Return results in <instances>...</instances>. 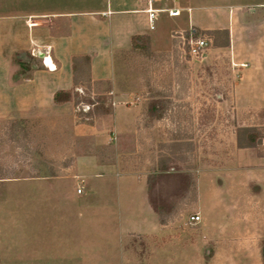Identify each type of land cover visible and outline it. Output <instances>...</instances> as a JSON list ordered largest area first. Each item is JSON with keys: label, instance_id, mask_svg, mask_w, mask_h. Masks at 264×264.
<instances>
[{"label": "rangeland", "instance_id": "rangeland-1", "mask_svg": "<svg viewBox=\"0 0 264 264\" xmlns=\"http://www.w3.org/2000/svg\"><path fill=\"white\" fill-rule=\"evenodd\" d=\"M61 2L14 9L106 10L110 0ZM209 2L162 0L153 30L135 24L151 56L130 52L131 37L120 35L129 50L114 53L113 86L128 96L116 116L110 89L100 94L108 116L78 117L92 108L80 104L70 118L27 119L14 137L0 121V264H264V100L243 99L256 87L240 88L241 65L206 32L205 60L187 58L172 35L213 26L198 9ZM171 6L193 9L171 18ZM96 88L77 95L91 100ZM241 127L257 129L256 147L237 148ZM145 203L165 221L160 230L143 232L156 218Z\"/></svg>", "mask_w": 264, "mask_h": 264}, {"label": "crops", "instance_id": "crops-1", "mask_svg": "<svg viewBox=\"0 0 264 264\" xmlns=\"http://www.w3.org/2000/svg\"><path fill=\"white\" fill-rule=\"evenodd\" d=\"M135 1L139 5L138 10L127 8L134 6L132 0H110L106 10L70 12L63 8L15 11L14 6L25 2L53 6L59 2L69 3L71 0H0V121L73 117L77 107L72 102L55 104L53 96L58 91L72 90L71 59L84 55L91 57L89 67L91 81L111 83L110 93L116 103L113 113L116 116L120 111L121 101L128 96L125 93L115 92L113 86L114 53L130 49L125 47L120 35L126 34L131 38L136 35L147 36L143 31L132 30L135 24H140V20H143L144 25L149 28L146 0ZM208 1L210 4L207 7L199 6L198 9L208 11L207 16L212 22L208 25L213 26L198 29L194 25H189L183 31H173L172 35L185 33L190 28L201 32L228 31L229 48L217 50L230 51L233 62L247 65L240 67L242 77L246 80L241 81L240 88H247L245 84H254L256 88L254 91L250 89L249 93L243 92V99L249 97L252 99L254 96L255 100H264V0H238L233 5L222 4L220 1L214 4L215 0ZM161 2L162 0H157L152 3V8L158 11L154 22L158 14L165 10L164 6L162 8L159 6ZM112 6L115 8L112 9ZM192 9L190 6L182 8L171 6L166 10H179L180 13L183 10L189 14ZM134 13H139L141 17L135 21L129 19L122 22L115 21L118 22L115 25L108 20V17L114 14ZM116 25L118 27L117 29L115 27L116 42L113 45L112 28ZM24 53H28L33 60L30 70L23 75L15 59L16 55L21 57ZM46 65L51 70L47 69ZM79 90L80 88L76 89L77 92ZM240 91V95L243 96ZM262 108L261 104L257 107V109ZM124 183L130 184V190L132 189L131 183L123 181V185ZM81 193L76 191V194ZM145 204L150 209V205ZM150 210L156 217L154 210ZM151 220L153 227L143 232L162 228V225L158 224L157 217L155 219L152 217Z\"/></svg>", "mask_w": 264, "mask_h": 264}, {"label": "trees", "instance_id": "trees-1", "mask_svg": "<svg viewBox=\"0 0 264 264\" xmlns=\"http://www.w3.org/2000/svg\"><path fill=\"white\" fill-rule=\"evenodd\" d=\"M198 33H201L197 30ZM206 34L213 39L215 48H227L229 46L228 40V31H207ZM220 38L224 39V42H220ZM143 52L145 55L151 56L150 51V41L148 36H132L131 38V47L130 52ZM26 56L28 61L20 59V55H16V63L19 66L20 73L26 74L31 68L32 57L28 53L22 54ZM90 61L91 57L88 55L76 56L71 59V71H72V84L73 88L70 91H58L53 96V102L55 104H63L66 102H72L75 107L78 105L92 106L88 108V111L83 113L78 111L76 114L78 117H83L86 119H93L103 116L111 115L112 110L105 106L106 96H103L105 93H108L111 89L110 82H92L90 79ZM97 87V92L94 97H78L76 89L82 88L89 90L91 87ZM105 87L101 92L98 89ZM103 94V95H100ZM10 126L12 136L18 135L20 132H23V123L24 119H16L7 121ZM259 133L255 127H241L237 129L236 132V146L238 149H247L254 148L260 143ZM160 164V169L163 166ZM39 176V174L37 175ZM36 177V176H30ZM155 212V211H154ZM156 213V212H155ZM157 214V213H156ZM159 216V215H158ZM160 225H164L165 221L159 216L158 219Z\"/></svg>", "mask_w": 264, "mask_h": 264}, {"label": "built area", "instance_id": "built-area-1", "mask_svg": "<svg viewBox=\"0 0 264 264\" xmlns=\"http://www.w3.org/2000/svg\"><path fill=\"white\" fill-rule=\"evenodd\" d=\"M157 0H146L148 7L146 13L148 16L149 29H154V19L158 11L152 8V3ZM176 1V0H173ZM169 17H177L180 14L179 10H168ZM174 38L179 41L178 49L183 52V54L191 60H205L207 57L206 51L209 46L210 40L206 37L200 36V33L197 30L190 28L185 33H174ZM45 64V63H44ZM47 69L51 68L47 66ZM241 67H246V65H241ZM77 193H81V189H77ZM190 223H198L200 217L198 215H192L189 217Z\"/></svg>", "mask_w": 264, "mask_h": 264}]
</instances>
